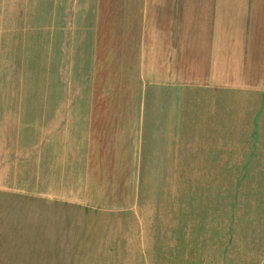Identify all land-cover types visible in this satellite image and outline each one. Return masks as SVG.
Segmentation results:
<instances>
[{
	"label": "rangeland",
	"instance_id": "rangeland-1",
	"mask_svg": "<svg viewBox=\"0 0 264 264\" xmlns=\"http://www.w3.org/2000/svg\"><path fill=\"white\" fill-rule=\"evenodd\" d=\"M139 3L0 0V264H264L259 98L101 115L147 107Z\"/></svg>",
	"mask_w": 264,
	"mask_h": 264
},
{
	"label": "crops",
	"instance_id": "crops-1",
	"mask_svg": "<svg viewBox=\"0 0 264 264\" xmlns=\"http://www.w3.org/2000/svg\"><path fill=\"white\" fill-rule=\"evenodd\" d=\"M139 5L140 25L147 27L146 36L139 31L145 38L141 78L147 107L102 109V116L130 112L135 140L143 139L145 148L151 124L159 122L154 132L167 126L166 114L150 103L154 98H259L264 109V0H140Z\"/></svg>",
	"mask_w": 264,
	"mask_h": 264
}]
</instances>
